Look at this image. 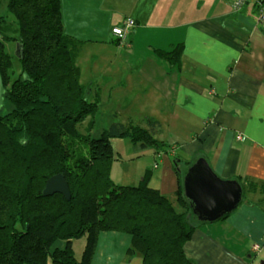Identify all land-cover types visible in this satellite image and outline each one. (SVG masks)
<instances>
[{
  "label": "crops",
  "instance_id": "1",
  "mask_svg": "<svg viewBox=\"0 0 264 264\" xmlns=\"http://www.w3.org/2000/svg\"><path fill=\"white\" fill-rule=\"evenodd\" d=\"M65 1L63 28L80 42L78 67L84 54L107 59L104 84L95 78L90 86L116 85L108 71L113 58L122 59L120 81L130 87L113 101L137 96L145 110L116 122L141 125L163 145L118 146L110 174L124 160L119 152L127 154L137 171L131 180L147 175L181 212L188 202L177 191L189 165L203 157L219 178L236 180L243 195L214 222L188 211L193 231L185 257L193 264H264V28L255 0L240 7L233 0ZM128 17L135 26L121 44L111 29ZM98 95L89 87L91 99ZM130 248L129 234L102 231L90 264H144Z\"/></svg>",
  "mask_w": 264,
  "mask_h": 264
},
{
  "label": "trees",
  "instance_id": "2",
  "mask_svg": "<svg viewBox=\"0 0 264 264\" xmlns=\"http://www.w3.org/2000/svg\"><path fill=\"white\" fill-rule=\"evenodd\" d=\"M7 10L18 35L8 34L11 24L1 17L0 264H90L99 234L111 230L131 236L130 250L144 264H193L183 250L193 231L188 203L177 211L147 175L133 186L110 177L113 138L142 147L161 142L133 122H113L98 137L80 132L99 105L80 81V42L64 31L61 0H8ZM9 41L18 44L16 77ZM93 125L88 120L87 132ZM58 173L69 200L42 195ZM176 195L185 202L181 187ZM81 236L86 242L77 260L72 240ZM57 241L64 246L53 247Z\"/></svg>",
  "mask_w": 264,
  "mask_h": 264
},
{
  "label": "rangeland",
  "instance_id": "3",
  "mask_svg": "<svg viewBox=\"0 0 264 264\" xmlns=\"http://www.w3.org/2000/svg\"><path fill=\"white\" fill-rule=\"evenodd\" d=\"M7 2L8 0H0V18L3 17V19H5L8 22V24H11V28H9L8 34L10 33V35L16 36L18 35L16 32L18 29V26L15 23V21H13V17L9 14L7 10ZM66 7H67L66 1L62 0L63 14L65 13ZM65 16H66V13H65ZM65 31L67 30L65 29ZM9 43L10 44H8L7 46H8V50L10 51V53H12V65H13L12 68L14 70V76L15 75L17 76L18 73L20 72V60L17 56H15L16 53H15L14 41H9ZM101 50H103L105 54L114 52L112 49L108 48L106 50L104 49V47H102ZM103 55H98L99 60H97L96 62H94L95 60H93L90 57V54L86 56L84 54V56L79 59V63H80L79 66L81 69L80 81L84 82L85 85L89 86L91 90H94L96 88L99 94L97 98V103L99 105L97 112L95 113L93 118L89 116L81 125L78 126V128L80 129V132L83 135H86L89 133L91 137H98L104 128H108L112 122L121 121V119L123 118L125 114L126 115L133 114V117L136 118L138 116L134 115L135 112H137L138 114H141L143 113V110H145V108L137 106V104L140 102L139 97L137 98V96L127 101H125V99H122V98L118 99V101H113V99L121 93L120 91H125L124 89L125 87H130V86H123V84L120 81V78H122L123 71H124V70L122 71V68H121L123 65V62H122V59L120 58L112 59L113 66H111L110 70L108 71V73H110V75L115 79L114 83L116 85H111L113 84V82H110L106 86H100V85L97 87L90 86L91 81L94 82L95 78L98 79L97 80L98 82H100L101 80L102 85L104 84L102 79L103 78L105 79L106 76L102 75L101 70L106 66L107 59ZM100 76H103V78L100 79ZM158 117H162V116H158ZM88 120H94L93 128L91 127L89 132H87L88 131V128H87ZM119 140L120 141H115V143L113 144V149L115 152L121 151L122 149L117 150V147L123 146L124 144L128 146V148L132 147L129 139L120 138ZM111 145H112V141H111ZM119 153L122 159L124 160L120 161L118 164L115 163L116 165L110 174V177L113 183L116 185H128V186H133V185L138 184L143 176H139L137 180H134V181L131 180L132 174L133 173L135 174L137 171L133 169L134 165L132 164V161L128 162V159H129V157H127L128 155L122 154V152H119ZM127 153H129V150ZM131 157L132 156H130V158ZM152 184H153V181H152ZM85 242H86V239L84 236H81V237H78L72 240V247H73L74 254L77 260L81 258V254H82ZM63 246H64L63 241H57L53 245V247H59V248Z\"/></svg>",
  "mask_w": 264,
  "mask_h": 264
},
{
  "label": "water",
  "instance_id": "4",
  "mask_svg": "<svg viewBox=\"0 0 264 264\" xmlns=\"http://www.w3.org/2000/svg\"><path fill=\"white\" fill-rule=\"evenodd\" d=\"M18 52V44L15 46ZM5 86L0 73V108L4 103ZM183 196L200 222H214L233 211L242 199V187L234 179H221L203 157L189 165L182 181ZM62 194L70 199V190L63 174L46 180L42 195Z\"/></svg>",
  "mask_w": 264,
  "mask_h": 264
},
{
  "label": "built area",
  "instance_id": "5",
  "mask_svg": "<svg viewBox=\"0 0 264 264\" xmlns=\"http://www.w3.org/2000/svg\"><path fill=\"white\" fill-rule=\"evenodd\" d=\"M248 0H233V5L235 7H240L243 3ZM255 4L258 8L259 13V22L262 24L264 28V0H255ZM135 26V22L132 18H125L122 20L119 26H115L111 29V32L114 36L119 39L121 44L128 43V35L131 32V29ZM254 249H257V246H254Z\"/></svg>",
  "mask_w": 264,
  "mask_h": 264
}]
</instances>
